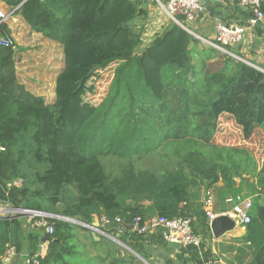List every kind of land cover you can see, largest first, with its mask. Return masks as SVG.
<instances>
[{
    "label": "trees",
    "instance_id": "16d2710c",
    "mask_svg": "<svg viewBox=\"0 0 264 264\" xmlns=\"http://www.w3.org/2000/svg\"><path fill=\"white\" fill-rule=\"evenodd\" d=\"M1 1L31 33L60 46L63 69L47 104L18 81L21 49L0 45V204L89 224L96 214L113 222L143 216L146 201L155 217L190 218L197 235L210 231L200 192L221 182L231 196L247 191L250 221L237 241L251 264H264V163L245 146L214 141L221 116L246 142L264 133V72L212 48L202 52L207 61L217 58L216 70L206 60L192 64L195 40L173 22L140 48L134 21L145 12L133 0H27L19 8L22 0ZM3 37L9 31L1 23ZM112 65L101 101L78 105L84 83ZM161 150L158 165L141 169L133 161L150 162ZM111 156L124 161L116 176L103 162ZM48 223L53 233L45 235L40 264H70L72 249L59 242L75 227ZM36 232L0 217V264L9 246L32 257L42 239Z\"/></svg>",
    "mask_w": 264,
    "mask_h": 264
},
{
    "label": "crops",
    "instance_id": "0c3cea01",
    "mask_svg": "<svg viewBox=\"0 0 264 264\" xmlns=\"http://www.w3.org/2000/svg\"><path fill=\"white\" fill-rule=\"evenodd\" d=\"M224 1L225 4L232 9V13L229 17L226 16L222 19H217L204 9L196 20L184 22L185 28L182 29L188 32L195 40L192 47L195 48L192 58V64L194 65H198L200 62L206 60L205 54L202 51L212 47L202 40L204 39L209 42L213 41L216 24L226 23L244 26L243 19H246L248 23L252 19L251 9L243 6L240 0ZM133 2L139 9L145 12V15L140 17L145 30L140 36V42L149 44L171 21L168 20L156 0H133ZM0 11L10 13L12 10L9 5L0 0ZM4 24L9 31V37L13 40V43L21 49V52L16 58L17 73V66L22 63V56L27 50L24 49L19 42L15 41L14 36L16 33L20 35V31L22 30L23 34H27L30 37V41L36 40V36H38L39 39L43 38L39 34L31 33L28 26L17 16L11 15ZM247 39L251 41L249 59L256 65L264 67V25L251 27V29L247 30L246 40L243 45L234 49V51L239 52L238 55L243 54L247 48ZM43 40L58 46L56 53H51V56L48 57L49 64L47 73L52 79L51 91L48 92L47 87L44 86V88L37 89L38 91L34 93L30 88V83L25 80L20 82L18 79V81L24 85L31 94L42 97L45 103L51 104L55 99V80L63 69L62 50L57 43L46 39ZM25 41L28 40L25 39ZM141 46L140 44V48L145 47ZM218 53V56L221 55L220 52ZM216 61L217 58L207 61V64L215 63L216 65ZM44 94H47V96ZM212 192L214 200L213 211L217 216L222 215L230 209V206L225 200L231 195L224 191L221 182L215 185ZM204 193L205 191L203 190L200 192L199 202L201 204ZM246 193L247 191L243 188L241 195L250 199ZM141 204L144 206L145 210L142 217H154L152 212L148 211L149 203L143 201ZM57 219L70 223L75 227V231L70 240L65 243L59 242L60 246L70 247L72 249L65 255V260L70 264H205L210 261L214 262L215 260V263L219 264H251L250 250L237 241V239L244 234L245 229L243 227L238 228L236 226L232 232L226 233L218 239L212 236L211 231L198 233L197 235L201 240V244L198 248L180 246L179 249L173 250L168 247V242L162 239L160 231L150 233L146 236L136 235L129 229L127 223L120 225L109 220L108 222H104L103 219L106 218L102 214L93 215L89 224L80 222L76 219L68 221L66 220L68 218L64 217H58ZM88 227H92L93 229ZM35 231H38L36 233H39L42 238L46 235L44 230L35 229ZM57 241L58 240H55L54 242ZM41 244L42 242L38 245V249ZM43 244H45L44 257L48 247L47 241ZM27 258L28 253L26 251L19 254L15 253L9 264H27Z\"/></svg>",
    "mask_w": 264,
    "mask_h": 264
},
{
    "label": "built area",
    "instance_id": "2783aa9c",
    "mask_svg": "<svg viewBox=\"0 0 264 264\" xmlns=\"http://www.w3.org/2000/svg\"><path fill=\"white\" fill-rule=\"evenodd\" d=\"M27 0H22V3ZM160 5L162 11L166 15L169 21L174 24L184 27V22H192L196 20L200 14L204 11L201 0H156ZM240 3L251 9L254 17L249 21L250 27H257L264 25V14L262 12V5L264 0H240ZM17 9V8H16ZM15 9V10H16ZM10 13H4L0 11V24L6 22V20L12 15ZM247 30L245 26L218 23L215 26V35L212 42L202 40L222 55H227L241 62H246L240 55L233 52L235 48L240 47L246 40ZM1 46H13V40L10 37L0 38ZM262 72L264 70L256 68ZM225 202L230 206V209L222 215H227L232 219L237 227H243L249 223L250 216L249 211L251 209V200L245 198L242 195L229 196ZM213 194L211 191H205L202 200V210L205 213L208 223L212 221L217 215L213 211ZM2 210V209H1ZM14 214H30L36 221L33 223V227L37 230H44L46 234L51 235L53 233V227L48 223L51 215L45 212L27 210V209H13L11 207L5 208ZM59 217V216H58ZM57 217V218H58ZM67 220V219H66ZM104 222H108L107 219H103ZM118 224L127 223L129 229L136 235L146 236L153 232H158L162 239L168 243H177L180 246L198 248L201 244L200 237L193 233L190 218L178 217L173 219L159 218V217H142L134 216L128 222L122 221L120 218L115 220ZM93 229L92 227H88ZM45 251V244H41L39 250L32 256L26 259L27 264H40ZM15 255V248L9 246L1 257V264H9ZM205 264H216L215 262H208Z\"/></svg>",
    "mask_w": 264,
    "mask_h": 264
},
{
    "label": "rangeland",
    "instance_id": "374dc122",
    "mask_svg": "<svg viewBox=\"0 0 264 264\" xmlns=\"http://www.w3.org/2000/svg\"><path fill=\"white\" fill-rule=\"evenodd\" d=\"M134 28L136 31L141 30L140 35L144 33V24L140 18L134 21ZM22 32L23 31L21 30L20 35L16 33V35L14 36L15 41L19 42V44L27 50L22 56V63L18 64L17 66L18 79L20 82L25 80L26 82L30 83V88L34 93L38 91L37 89L44 88V86H46L48 92H50L52 86V79L47 73V67L49 64L48 57L51 56V53H56V51L58 50V46L51 44L50 42L45 41L43 39H39L38 36H36V40L30 41V37L27 34H23ZM25 39L28 41H25ZM247 40L248 46L244 52V49L242 50L243 54H241V56L246 61L244 63L253 66L254 68H258V65H256L249 59V47L251 45V41L249 39ZM141 45V47H143L146 46L147 43L142 42ZM114 67L115 65H112L103 71L96 72L92 76V78H90L86 83H84L83 91L78 99V105L85 107L86 105L96 106L99 101H101V99L105 96L106 88L113 77L112 72ZM214 69H217L216 65L212 67V70ZM44 95L47 96V94ZM214 141L218 145H229L239 147L245 146L251 151V153L254 155L259 164L264 163V133L262 132L255 131L251 139L246 142L243 140L240 130L235 126V124L230 120V118L221 116L219 119V126L215 134ZM162 154L163 152L161 150L158 155L155 156L154 159L150 162H148L149 159L146 156H142L139 159L135 157L133 161H135V165L137 166V168L146 169L151 165H155L156 162V165L162 162L160 157L163 156ZM103 162L107 174L111 176H116L118 174L119 164L124 163V161L118 160V158L116 159V157L114 156L108 157ZM17 183L19 184L20 182ZM7 207L9 206L5 204H0V217L18 218L22 223L24 232L35 231L33 223L36 221V218H33L30 214H14L9 210H5V208Z\"/></svg>",
    "mask_w": 264,
    "mask_h": 264
},
{
    "label": "water",
    "instance_id": "95a60500",
    "mask_svg": "<svg viewBox=\"0 0 264 264\" xmlns=\"http://www.w3.org/2000/svg\"><path fill=\"white\" fill-rule=\"evenodd\" d=\"M202 6L206 9L210 15L215 16L217 19H222L223 17H229L232 13V9L229 8L228 5L225 4L224 0H201ZM23 3H21L17 8H19ZM252 18L254 17L253 12L251 13ZM244 26L248 29H251L249 23L246 19H243ZM180 27V26H179ZM193 47V42H190L188 48ZM18 48L14 47V52H17ZM18 210V209H17ZM25 210V209H24ZM52 218L57 219L58 216L49 214ZM68 221H72L73 219H67ZM209 228L211 234L214 238L218 239L225 235L226 233L232 232L236 225L232 219H230L227 215H218L209 224ZM162 231V230H160ZM47 239L43 237L41 242H46ZM170 249L177 250L180 248V245L177 243H168L167 244ZM219 264V263H216Z\"/></svg>",
    "mask_w": 264,
    "mask_h": 264
}]
</instances>
